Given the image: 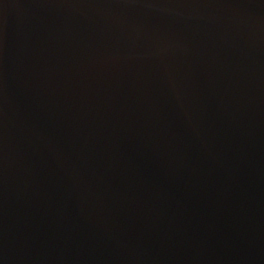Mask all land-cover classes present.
Listing matches in <instances>:
<instances>
[{
    "label": "water",
    "instance_id": "water-1",
    "mask_svg": "<svg viewBox=\"0 0 264 264\" xmlns=\"http://www.w3.org/2000/svg\"><path fill=\"white\" fill-rule=\"evenodd\" d=\"M0 264H264V0H0Z\"/></svg>",
    "mask_w": 264,
    "mask_h": 264
}]
</instances>
